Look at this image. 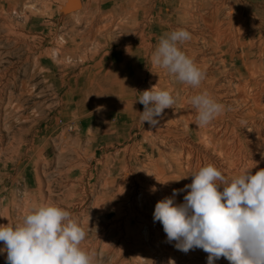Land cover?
I'll list each match as a JSON object with an SVG mask.
<instances>
[{
  "label": "rangeland",
  "instance_id": "1",
  "mask_svg": "<svg viewBox=\"0 0 264 264\" xmlns=\"http://www.w3.org/2000/svg\"><path fill=\"white\" fill-rule=\"evenodd\" d=\"M132 1L140 8L137 18H133ZM66 2L0 0V225L21 223L33 205L51 203L69 211L86 231L81 247L93 256L94 264H111V250L118 248L123 255L127 250L142 254L148 248L153 264H207L206 252L199 248L186 254L177 250L175 241L167 242L162 224L154 222L155 204L165 195L160 197L152 163L161 149L167 158L184 154V169V151L189 148L195 156H208L218 170L223 166L218 151L201 136L203 128L197 127L200 136L194 137L181 118L182 94L187 96L183 113L194 112L196 119L191 97L211 92L210 96L225 106V113L212 123L237 125L249 151L252 174L264 169V111L254 109L252 98H247L259 89L256 82L264 84V0H81L80 8L65 10ZM144 28L146 33L141 36ZM181 28L191 33V39L180 44L182 49H194L201 61L206 57L201 69L205 85H189L185 92L177 93L169 75L161 73L155 76L157 80L152 79L156 74L151 62L155 49L148 60L123 59L127 73L137 67L141 70L128 87L133 95L131 110L123 111L117 134L110 131L96 116L101 105L94 100L100 95L91 83L90 67L103 60L99 71L103 75L118 47H128L137 39L157 45L162 37ZM251 36L254 40L250 43ZM246 81L252 84L246 87ZM153 85L169 90L176 101L173 108L164 110L165 124L160 122L156 128L141 123L144 106L137 101ZM160 127L174 132L167 138L165 131L158 132ZM256 127L263 133L260 145L249 132ZM123 155L128 171L113 172ZM178 171L174 164L166 176L175 177ZM174 177L166 196L185 186L182 178ZM186 182L190 184L192 177ZM145 185L157 189L149 201L144 196L152 192L145 195ZM187 191L177 195V203H183ZM131 201L132 212L138 210L145 218L129 217ZM136 203L139 207L135 208ZM146 226L149 239L134 247V230ZM6 255L0 252V264H6ZM137 263L130 257L127 264ZM214 264L229 261L221 257Z\"/></svg>",
  "mask_w": 264,
  "mask_h": 264
},
{
  "label": "clouds",
  "instance_id": "2",
  "mask_svg": "<svg viewBox=\"0 0 264 264\" xmlns=\"http://www.w3.org/2000/svg\"><path fill=\"white\" fill-rule=\"evenodd\" d=\"M190 39L191 33L185 29L172 31L159 40L151 62L177 81L199 87L205 73L178 46ZM137 101L144 106L141 123L147 122L151 128L160 124L164 110L176 102L169 90H159L156 85L144 90ZM190 103L197 111L195 123L200 128L225 111L207 92L192 96ZM252 168L226 179L208 164L183 177L191 176L192 182L157 201L153 212L167 242L175 241L174 247L185 254L202 249L208 254L207 264L221 257L229 264H264V169L252 174ZM151 191H157L155 186ZM185 191L183 203H177V195ZM86 236L69 211L43 203L33 205L21 223L0 225V242L4 244L0 252L7 253L6 264H94L93 256L81 247Z\"/></svg>",
  "mask_w": 264,
  "mask_h": 264
},
{
  "label": "bare ground",
  "instance_id": "3",
  "mask_svg": "<svg viewBox=\"0 0 264 264\" xmlns=\"http://www.w3.org/2000/svg\"><path fill=\"white\" fill-rule=\"evenodd\" d=\"M223 2V1H222ZM244 2V1H243ZM242 2V3H243ZM232 3V2H231ZM245 3V2H244ZM243 3V4H244ZM132 4L134 5V11H133V18H137L140 14V8H136L137 4L135 1H132ZM249 4V3H248ZM65 6V4H63ZM82 5V4H81ZM212 5V4H211ZM232 5V4H231ZM234 5V4H233ZM232 5V6H233ZM205 6V5H204ZM207 6V5H206ZM245 6V5H244ZM81 7V6H80ZM79 7V8H80ZM231 7V6H230ZM243 7V6H242ZM87 8V7H86ZM247 9V8H246ZM243 11V10H242ZM231 12V11H230ZM244 12V11H243ZM234 13V12H233ZM250 13V12H249ZM131 14V15H132ZM113 15V14H112ZM129 16V15H128ZM141 17V16H140ZM239 19V18H238ZM218 21V20H217ZM216 21V22H217ZM251 21V20H250ZM141 22V21H140ZM242 22V21H241ZM245 22V21H244ZM238 23V21H237ZM220 24V22H219ZM112 25V24H111ZM218 26V24H217ZM241 27V26H240ZM91 28V27H90ZM138 28V27H137ZM242 28V27H241ZM92 29V28H91ZM90 29V30H91ZM216 30V29H215ZM241 30V29H240ZM142 31L141 36H143L146 33V28H144ZM220 31V30H219ZM92 32V31H91ZM171 32V31H170ZM261 32V31H260ZM220 33V32H219ZM241 33V31H240ZM242 34V33H241ZM167 35V34H166ZM218 35V34H217ZM222 35V34H221ZM93 36V35H92ZM242 36V35H241ZM254 36V35H253ZM253 38L251 36L250 39V43L253 42ZM261 40V39H260ZM63 41V40H61ZM239 42V41H238ZM84 44V43H83ZM159 44V43H158ZM157 45H152L150 43H142L139 39L135 40L133 43L131 42V45H129L128 47H118L115 51H113L111 53V62H110V69L108 70V72L104 73L103 75L99 73L100 68L102 67L103 60H100L99 63H95L91 68V70L93 71V74L90 76V80L91 83L96 85V87L99 90V97H97L94 100V104L96 105H101L100 108H98L96 116L100 121L105 122V127L110 129V131H114L117 134V131H115V129H117L116 125L119 124L118 120H121V118L123 117V111L125 110H131V97L133 95L130 94V91L128 90V87H130L131 83L133 82L134 77H137V75L139 76V72H140V67H137L138 65V61H137V68L135 69V71H130V73H127L126 70H123V64L122 62L123 59L124 60H129V59H136V60H140V59H149V54L153 51V49L156 50V48L158 47ZM218 44V43H217ZM180 50L183 51L188 57H190L193 61H195L194 59H196V61L194 62L200 69H204V66L207 62L206 57L197 59L195 56V52L194 49L191 51H185L182 49L181 45H178ZM112 49V48H111ZM188 49V48H187ZM264 49V48H262ZM65 51V50H64ZM198 51V49H197ZM123 52H125L123 54ZM264 51H262L263 53ZM108 53V52H107ZM127 53H131L129 56L127 55ZM201 53V52H200ZM199 54V53H198ZM106 55V54H105ZM132 57V58H130ZM95 56L92 57V61H95ZM198 60V61H197ZM131 61V60H130ZM132 62V61H131ZM202 62V65H201ZM125 64V63H124ZM128 65V64H127ZM126 65V66H127ZM153 65V68L155 69L156 74H153L152 79H156L155 76H157L158 74H163L164 76H170L172 77L173 80V84L175 85V90L177 91V93H182L185 92L187 90V87H189V85L181 83L179 81L176 80V78L173 75H170L165 69L160 68L156 65ZM129 66V65H128ZM144 66V65H143ZM146 67V66H145ZM88 68V67H87ZM90 71V70H89ZM146 71V70H144ZM256 79V78H255ZM157 80V79H156ZM165 80V79H164ZM169 80V79H168ZM258 81V80H257ZM172 82V81H171ZM211 82H215V78L213 79V81ZM263 82V81H262ZM164 83V82H161ZM249 81H246L245 86L248 87L250 86ZM133 84V83H132ZM202 86H204V82L201 83ZM211 84V83H210ZM252 84V83H251ZM254 85H257L259 88L252 97H250L249 95H247V98H252L251 100L253 101L254 104V109L256 108H261L264 111V98H263V92H264V84L262 83V85L259 86V83H255ZM151 87V86H150ZM170 87V86H169ZM201 87V85L199 86ZM198 88V87H197ZM210 88V87H209ZM213 88V86H212ZM170 89V88H169ZM174 89V88H173ZM201 90V89H200ZM256 90V89H255ZM209 91V90H208ZM211 91V89H210ZM195 92V91H194ZM246 92V91H245ZM211 92H208V94L210 95ZM248 93V92H247ZM92 95V94H91ZM188 95V94H187ZM98 96V94H97ZM180 96V95H179ZM182 97V98H181ZM180 97L181 103H182V107L183 110L181 112V118H185L186 120V124H187V128L190 130L192 136L196 137V136H200L199 132L197 131V125L195 123V116H194V112H190L187 115H185L183 113L184 109L186 110V106H184L187 102V96H184L182 94V96ZM252 104V103H251ZM96 112V111H95ZM186 112V111H185ZM253 112V111H252ZM225 112H223L224 114ZM125 114V113H124ZM167 114H163V118L160 119V122L165 124V118H166ZM220 117V116H219ZM262 117V116H261ZM96 118V117H95ZM115 118L118 122L117 123H113L112 119ZM223 118V117H222ZM216 120H218L216 118ZM227 122V121H226ZM226 122H220L217 124L211 123L209 126L207 127H203L204 131H201V136L205 137V139H207L209 141L210 145H213L214 150L218 151V155L220 156V158L223 160V166L219 169L222 173V175L225 176L226 179H231L237 175L240 174V171L244 168H250L252 167V165L250 166V162L247 161V158L249 156V151L248 148L246 147L245 143H243L242 140V136L241 133L236 131V126L237 125H233L231 127L230 124H226ZM229 122V121H228ZM227 122V123H228ZM231 123V122H230ZM121 124V123H120ZM173 124V123H172ZM171 124V125H172ZM103 126V127H104ZM168 127V126H167ZM193 127L195 128L193 130ZM158 132L160 134H162L164 131L166 132V137L167 135L170 136L172 132L170 128L163 130V127H160L157 129ZM162 132V133H161ZM250 133H252L253 137L256 140V143L258 145H260L262 137H263V133L261 131V129L259 127H256L253 131L250 130ZM150 133V132H149ZM136 135V134H135ZM165 135V134H164ZM139 136V135H138ZM162 136V135H161ZM173 136V135H172ZM120 138V137H119ZM168 138V137H167ZM148 139V138H147ZM136 140V139H135ZM150 140V139H149ZM147 141V140H146ZM154 141V140H153ZM156 141V140H155ZM158 141V140H157ZM148 142V141H147ZM154 143V142H153ZM118 145V144H117ZM152 145V144H151ZM208 146V145H207ZM171 147V146H170ZM169 147V148H170ZM166 148H168L166 146ZM173 149V148H172ZM184 149V148H183ZM127 150H129V147L126 148L124 151L127 152ZM174 150V149H173ZM185 150V149H184ZM183 150V151H184ZM169 150H167L168 152ZM172 151V150H171ZM181 151V150H180ZM187 153V158L185 160V168L183 169L182 167V161L184 159V154H180L179 156L176 157H168L167 158V154L164 153L163 151H161V149H158V159L154 160V162L152 163L153 165V176L155 178L156 181V185L158 186L157 188H159V190L161 191V198L165 195H167L168 192V188L170 187V182L173 181V177L174 176H166L167 173H170L173 171L174 168V164L176 165V168H178L180 170V172L178 171V175L174 177V179H179L182 178V180H184V184H188L186 182V178L185 177L187 174L190 175L196 171L199 170L200 167L211 164L212 162H210L208 156L206 155H202L201 156H195L193 149L190 150L188 148V150L186 149V151H184ZM183 152V153H184ZM172 153V152H170ZM120 154V153H119ZM170 155V154H169ZM198 155V154H197ZM201 157V159H200ZM251 158V157H250ZM249 160V159H248ZM251 161V160H250ZM112 164V163H111ZM159 164H161V166H158ZM128 165H126V161H125V156L123 155L121 157V164H118L116 166V168L114 169L113 172L116 171H121V172H127L128 170ZM131 170V169H130ZM129 170V172H131ZM126 174V173H125ZM132 174V173H131ZM173 174V173H172ZM152 176V177H153ZM129 177V175H128ZM188 178V177H187ZM128 180V179H127ZM154 180V179H153ZM160 182H167V183H160ZM189 180V179H188ZM141 181V179H140ZM152 181V180H151ZM143 182V180H142ZM146 182V181H145ZM132 183V182H131ZM149 183V181H148ZM152 183V182H151ZM175 182L172 183V185ZM147 184V183H146ZM128 185V184H127ZM155 185V184H154ZM167 185V186H166ZM153 186V185H152ZM149 185H145V190H144V194L146 195L147 192L151 193V188H149ZM143 188H141L142 191ZM171 192V191H170ZM156 196V192H152L151 195H147L144 196L145 197V201H149L151 200L152 196ZM159 195V194H158ZM171 195V194H170ZM154 198V197H153ZM164 198V197H163ZM128 199V198H127ZM129 200V199H128ZM126 200V201H128ZM137 201V200H136ZM141 201V200H140ZM130 203V213H129V217H135V216H139V217H143L145 218L146 216H143L141 213L137 212L138 210H135L134 212H132L133 207H134V202L131 201ZM128 203V204H129ZM136 206L139 207V205L136 203ZM120 209V208H119ZM140 210V209H139ZM124 211V209H123ZM119 213H122L119 210ZM125 214V213H124ZM123 214V215H124ZM121 215V216H123ZM127 215V213L125 214V216ZM124 216V217H125ZM127 218V217H126ZM129 218V219H130ZM121 219V218H119ZM123 219V218H122ZM128 220V219H127ZM126 221V220H125ZM149 224L152 225L151 220H148ZM123 223V222H122ZM126 224V223H125ZM154 225V224H153ZM148 227L146 226L145 228H136L134 230V234L132 235V237L134 238L133 242H134V247L142 244L143 242L147 241L149 239V235H148ZM114 236V235H112ZM146 239V240H145ZM128 240V239H126ZM157 241V240H156ZM129 243V242H128ZM130 245V244H129ZM157 245V244H154ZM130 247V246H129ZM112 254L110 255V263L111 264H127L129 261L130 257L136 258V261L138 262L137 264H153V254L151 253V251L148 250V248H144L143 252L141 254V251H136L135 253H130L129 250H127L126 253H124V255L122 254L123 252L121 250L118 249H113L111 250ZM110 253V252H109ZM122 256H125L124 258H122ZM109 258V257H108Z\"/></svg>",
  "mask_w": 264,
  "mask_h": 264
},
{
  "label": "water",
  "instance_id": "4",
  "mask_svg": "<svg viewBox=\"0 0 264 264\" xmlns=\"http://www.w3.org/2000/svg\"><path fill=\"white\" fill-rule=\"evenodd\" d=\"M82 2L81 0H67L64 8L65 10H69V9H78L81 6Z\"/></svg>",
  "mask_w": 264,
  "mask_h": 264
}]
</instances>
